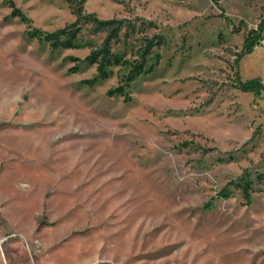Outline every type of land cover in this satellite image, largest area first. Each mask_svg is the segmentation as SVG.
<instances>
[{
    "label": "rangeland",
    "instance_id": "1",
    "mask_svg": "<svg viewBox=\"0 0 264 264\" xmlns=\"http://www.w3.org/2000/svg\"><path fill=\"white\" fill-rule=\"evenodd\" d=\"M78 5L140 29L106 77L85 60L104 31L32 34ZM260 23L264 0H0V261L264 264V39L236 63ZM156 34L152 70L109 94Z\"/></svg>",
    "mask_w": 264,
    "mask_h": 264
},
{
    "label": "trees",
    "instance_id": "2",
    "mask_svg": "<svg viewBox=\"0 0 264 264\" xmlns=\"http://www.w3.org/2000/svg\"><path fill=\"white\" fill-rule=\"evenodd\" d=\"M83 7L82 5H78L74 8V12L77 14V19L68 25L58 28L52 32H43L41 30H34L33 35L38 38L49 41V43L57 48V47H72L75 46V41L77 39L78 33L81 28V23L89 24L90 31L92 33H98L101 31L105 32L104 39L102 43L92 49L90 53L85 57L89 63L97 64V71L101 77H106L108 75V67L114 64H120L125 62V59L113 52V45L115 42L120 40L121 32L123 30L126 31L127 34H133L135 31L140 30L137 29L136 24L131 22L130 24H126V20L124 18H109L104 19L98 17L95 13H82ZM13 14H18L20 16H24L23 13L19 9H14ZM264 39V24H259L255 28H251L245 36L244 44L242 50L236 56V63H238L240 57L246 53L251 51L257 44H262V40ZM166 44L164 36L160 34H156L152 37H145L144 43L139 48L140 58L137 59L132 67L129 70V73L126 76L125 84H121L117 88L111 89L109 94L114 93H122L124 94V87L129 85L131 81H133L138 75L142 72L152 70V66L145 69V64L147 61V57L153 52L155 47H160ZM237 73V72H236ZM95 78L91 80H87L88 83H93ZM236 86L244 91L252 90L256 92H260V89L263 87V84L260 78L249 79L247 81H242L238 77L236 79ZM261 175H259L260 177ZM231 183L238 186L244 198L247 201H250L252 184L253 180L250 176H242L238 182ZM229 192L226 191L224 196H229Z\"/></svg>",
    "mask_w": 264,
    "mask_h": 264
},
{
    "label": "bare ground",
    "instance_id": "3",
    "mask_svg": "<svg viewBox=\"0 0 264 264\" xmlns=\"http://www.w3.org/2000/svg\"><path fill=\"white\" fill-rule=\"evenodd\" d=\"M0 264H3V263L0 261Z\"/></svg>",
    "mask_w": 264,
    "mask_h": 264
},
{
    "label": "crops",
    "instance_id": "4",
    "mask_svg": "<svg viewBox=\"0 0 264 264\" xmlns=\"http://www.w3.org/2000/svg\"><path fill=\"white\" fill-rule=\"evenodd\" d=\"M0 260H2V259H1V256H0Z\"/></svg>",
    "mask_w": 264,
    "mask_h": 264
}]
</instances>
